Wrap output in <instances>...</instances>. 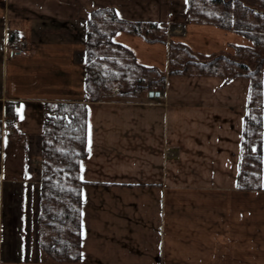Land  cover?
<instances>
[{
	"label": "crops",
	"instance_id": "obj_1",
	"mask_svg": "<svg viewBox=\"0 0 264 264\" xmlns=\"http://www.w3.org/2000/svg\"><path fill=\"white\" fill-rule=\"evenodd\" d=\"M101 7L161 23L168 40L205 56L252 45L190 20L189 0H0V116L18 103L16 124L29 137L9 149L14 138L0 132V264H264V165L261 188L238 186L249 78L170 73L168 42L120 30L116 42L166 73L162 95L85 101L88 20ZM15 38L30 51L13 52ZM56 101L87 103L80 260L34 258L27 243L42 188L27 105Z\"/></svg>",
	"mask_w": 264,
	"mask_h": 264
},
{
	"label": "trees",
	"instance_id": "obj_2",
	"mask_svg": "<svg viewBox=\"0 0 264 264\" xmlns=\"http://www.w3.org/2000/svg\"><path fill=\"white\" fill-rule=\"evenodd\" d=\"M205 3L189 0V19L202 23H212L219 27L233 30L248 37L252 41L249 46H237L236 53H251L249 62L233 61L231 56H207L208 61L188 60L190 65L197 66L194 72L204 74H220L225 81L237 76L250 80L248 111L245 116L242 160L238 186L245 189L262 187L264 165V119H263V71H264V0H210L214 6L225 7L212 9ZM203 2V1H202ZM242 8V9H241ZM245 11L254 18L246 19ZM114 25L113 29L108 31ZM161 23L152 21H131L120 17L115 8L101 7L90 13L86 44V76L85 101H99L114 95L138 96L147 94L149 90L163 88L166 73L156 67L139 63L131 49L114 40V35L125 30L145 37L148 41H164L169 43L170 73L187 72L186 65L178 58L204 55L194 52L188 45L167 39L166 30ZM245 56V55H244ZM221 60L232 75H226L219 68ZM112 65V67H110ZM184 68H182V67ZM184 69V70H183ZM193 73V72H191ZM117 84V85H116ZM118 88L117 92L114 90ZM18 103L7 102L5 115L12 118L17 111ZM43 122L45 136L43 146V179L41 200L44 201L40 214V222L52 227L67 230V226L77 227L72 238L64 237L63 248L53 246L52 254H62L68 259L80 260L81 249V215L83 203V187L81 163L89 154L87 144V103L56 101L46 102ZM15 119V120H16ZM10 120V119H9ZM11 119V124L13 123ZM254 165L256 172L248 171ZM57 204L58 207H53ZM50 218L46 222V220ZM65 227V228H64ZM69 230V229H68ZM57 240V239H56ZM49 246V245H48ZM45 249V248H43ZM46 250V249H45ZM47 260H50L46 258ZM55 260V259H51Z\"/></svg>",
	"mask_w": 264,
	"mask_h": 264
},
{
	"label": "rangeland",
	"instance_id": "obj_3",
	"mask_svg": "<svg viewBox=\"0 0 264 264\" xmlns=\"http://www.w3.org/2000/svg\"><path fill=\"white\" fill-rule=\"evenodd\" d=\"M196 1H198L199 4H201V5L203 3H205L204 0H196ZM207 5H208L207 7H210L212 9L225 7L224 5H220V6L216 7V6H214V5H212L210 3V0H207ZM245 14H246V17H247L246 19L254 18V16L250 12L245 11ZM178 26H180V24H178ZM113 27H114V25H112L110 28L108 27V31L113 29ZM27 48L29 49L28 46H27ZM29 51H30V49H29ZM235 53H236V50L233 51L230 54L229 53H221V54H227V55L231 56L232 60L236 61L237 63L238 62H246L247 63V62L250 61L249 59L251 58L250 57L251 53L244 52L242 56H239V55H237ZM221 54H216L215 56H219ZM188 60L208 61V60H210V58L205 56V55L203 56V58H201V57H194L193 58V56H188L186 58V54L185 53L183 55H181L178 58V61L187 66V68H188L187 72H194L197 69V66H195V65L188 66V64H189ZM220 63H221V66H220L219 69L222 72H225V74L227 76L228 75H232V73L228 71L229 69L225 68V61L221 60ZM110 67H112V65ZM182 68H184V67H182ZM263 75H264V71H263ZM117 91H118V88H116L114 90V92H117ZM115 94L116 93H114V95H112L110 97H105L104 99H108V98H111L113 96H120V95H115ZM121 97L125 98V96H121ZM44 104L45 103H43V108L42 107L38 108V107H35V106H31V105L28 107V105H27L28 113L32 114V116L28 117V118H25V120H28L27 121L28 124H26V123L24 124V126H26L25 130L30 131V132L40 133L41 144L39 146L41 148V156L39 155L38 157L37 156L34 157V159H36V160H35V162L34 161L33 162L35 163V165L40 166V168L42 169V179H43V164H44V161H43V159H44L43 158V155H44L43 154V146H44L45 136H44V133H43V125L44 124L41 125L40 124V120H42L41 121L42 123L44 122V114H45V105ZM36 113L39 114V116H38V124H37V120H35L36 119V116H35ZM0 117H1L0 118V132L3 131V129H5L4 133L6 135L12 136L14 138V140H13L14 143L11 142L13 145H10L9 149H11V148L12 149H16V146L22 147V144L19 143V141L20 140L23 141V139L25 141V139H27L29 137H28V135L22 136L20 134L21 132L19 130L21 129V127H20V124H16V120H17L15 118L16 116L13 114V115H11L12 118H8L5 115V109H4V114H2ZM11 119L14 120V121L12 120L13 121L12 124H11ZM36 125H38V126H36ZM15 141H16V144H15ZM1 147L2 146H1V141H0V149H1ZM248 168H249L248 171H252V172H256V170H257V169H255L254 165H252V166H250ZM96 199L97 198H95V196H93V197L91 196V198L89 197V199L86 201V203H88V206L95 207V206H97V203H98V200H96ZM43 203H44V201L40 200L39 210L37 212V208H36V210H35V212L33 214L34 219H36L37 221H35V223L32 224L31 229H29V231H28L27 243L32 244L33 245L32 247L34 249V251L32 253V256L34 258H43V259L48 258L50 260L51 259H55V260L56 259H65V258L68 259V257H66V256H64L62 254H55L57 256L51 255L53 253L52 250L54 249L53 246L63 248L62 247L63 246V242H61L60 240L64 239V237H68V238L71 237L72 238V236L75 235V233H77V227L73 228L72 226L66 225L67 226V230L66 231L62 230V236H60L59 235L60 228H58L57 226L56 227H52L51 225L46 224L45 222H40L41 221L40 220V217H41L40 214H41L42 209H43ZM88 206H86V214L89 215L90 214L89 213L90 208ZM53 207H58V205L55 204V205H53ZM49 219L50 218H48L46 220V222H49L48 221ZM43 248H45L46 250L43 249ZM81 249H82V246H81ZM49 253H51V254H49ZM125 258H127V257H125ZM134 259H135V257H134ZM125 261H126V259L124 261H122L120 264H126ZM135 261H136V259H135ZM83 263H84V261H83ZM131 264H134V263H131ZM137 264H140V263H137Z\"/></svg>",
	"mask_w": 264,
	"mask_h": 264
},
{
	"label": "built area",
	"instance_id": "obj_4",
	"mask_svg": "<svg viewBox=\"0 0 264 264\" xmlns=\"http://www.w3.org/2000/svg\"><path fill=\"white\" fill-rule=\"evenodd\" d=\"M11 49L15 52L18 53H25V52H29V49L27 48V46H25L20 40L18 39H13L10 43H9Z\"/></svg>",
	"mask_w": 264,
	"mask_h": 264
},
{
	"label": "water",
	"instance_id": "obj_5",
	"mask_svg": "<svg viewBox=\"0 0 264 264\" xmlns=\"http://www.w3.org/2000/svg\"><path fill=\"white\" fill-rule=\"evenodd\" d=\"M148 94L150 97H160L162 95V92H161V90L151 89V90H149Z\"/></svg>",
	"mask_w": 264,
	"mask_h": 264
},
{
	"label": "snow or ice",
	"instance_id": "obj_6",
	"mask_svg": "<svg viewBox=\"0 0 264 264\" xmlns=\"http://www.w3.org/2000/svg\"><path fill=\"white\" fill-rule=\"evenodd\" d=\"M21 118H23V117H21Z\"/></svg>",
	"mask_w": 264,
	"mask_h": 264
}]
</instances>
